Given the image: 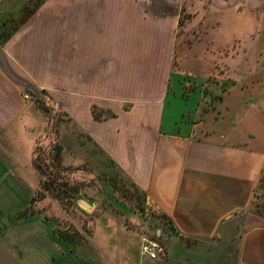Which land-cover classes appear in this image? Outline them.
I'll return each instance as SVG.
<instances>
[{
  "label": "crops",
  "instance_id": "0c3cea01",
  "mask_svg": "<svg viewBox=\"0 0 264 264\" xmlns=\"http://www.w3.org/2000/svg\"><path fill=\"white\" fill-rule=\"evenodd\" d=\"M41 91L143 195L165 254L140 253L143 223L119 264H264V0H45L0 44V264H108L110 238L99 254L44 209L16 216Z\"/></svg>",
  "mask_w": 264,
  "mask_h": 264
},
{
  "label": "rangeland",
  "instance_id": "374dc122",
  "mask_svg": "<svg viewBox=\"0 0 264 264\" xmlns=\"http://www.w3.org/2000/svg\"><path fill=\"white\" fill-rule=\"evenodd\" d=\"M23 1L2 0L0 15L16 14ZM188 16L183 14V21ZM37 101L34 104L43 117L38 119L39 127L34 130L32 151L31 183L35 188V207L57 218L62 230L77 225L88 232L90 239L92 234L96 236V243L95 239L89 243L99 254V241L110 238L112 250L105 248L107 254L102 256L108 264H119L115 247L118 244L123 252L134 255V238L143 223L150 224L149 236H156V226L149 220L142 193L95 148L87 143L83 146V138L69 126L51 98L40 95ZM82 197L92 203V210L78 203ZM260 197L262 200L253 205L258 210L264 209V192ZM101 228L109 232L103 235ZM68 258L60 256L59 264H64Z\"/></svg>",
  "mask_w": 264,
  "mask_h": 264
},
{
  "label": "trees",
  "instance_id": "16d2710c",
  "mask_svg": "<svg viewBox=\"0 0 264 264\" xmlns=\"http://www.w3.org/2000/svg\"><path fill=\"white\" fill-rule=\"evenodd\" d=\"M44 1L45 0H26L24 5L17 11L16 14L10 15L9 17H5L4 19H2L0 22V28H1L0 44L4 43L26 21V19L29 16H31L43 4ZM182 25H183V18L181 16L178 23L179 30L182 27ZM40 95L48 96V94L45 91H41L39 92L38 95L35 96V98L38 100V97ZM91 112H92V116L96 120H103L115 116L114 113H112L111 111L100 109L95 106L92 107ZM35 163L36 162L34 161V164ZM261 184L263 185L264 181L261 180ZM34 197L35 196L33 195L27 207L16 213L17 217L25 216L39 211L35 207L36 199ZM156 218H160V220H165V218L160 215H157ZM55 220L57 221L58 224H60L57 218H55ZM57 233L61 239L73 244L88 242V238H87L89 235L88 232L78 227L77 225L71 226L70 228L68 229L66 228L64 230L59 228Z\"/></svg>",
  "mask_w": 264,
  "mask_h": 264
},
{
  "label": "built area",
  "instance_id": "2783aa9c",
  "mask_svg": "<svg viewBox=\"0 0 264 264\" xmlns=\"http://www.w3.org/2000/svg\"><path fill=\"white\" fill-rule=\"evenodd\" d=\"M25 100H32V95L29 93L24 94ZM140 253L143 256H146L148 258L154 259L159 254L164 255L165 251L163 249V246L158 242V240L155 237H149V236H142L141 239V245H140Z\"/></svg>",
  "mask_w": 264,
  "mask_h": 264
},
{
  "label": "water",
  "instance_id": "95a60500",
  "mask_svg": "<svg viewBox=\"0 0 264 264\" xmlns=\"http://www.w3.org/2000/svg\"><path fill=\"white\" fill-rule=\"evenodd\" d=\"M78 203L83 206L84 208H90L91 207V203L86 200L85 198H79Z\"/></svg>",
  "mask_w": 264,
  "mask_h": 264
}]
</instances>
